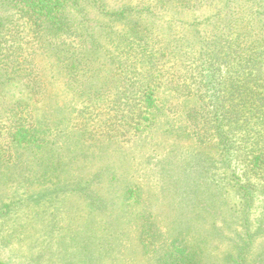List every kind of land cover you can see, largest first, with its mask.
<instances>
[{
    "label": "trees",
    "instance_id": "trees-1",
    "mask_svg": "<svg viewBox=\"0 0 264 264\" xmlns=\"http://www.w3.org/2000/svg\"><path fill=\"white\" fill-rule=\"evenodd\" d=\"M26 153L57 180L34 201L65 195L49 264L262 263L264 0H0V165ZM189 165L225 171L238 238Z\"/></svg>",
    "mask_w": 264,
    "mask_h": 264
},
{
    "label": "rangeland",
    "instance_id": "rangeland-1",
    "mask_svg": "<svg viewBox=\"0 0 264 264\" xmlns=\"http://www.w3.org/2000/svg\"><path fill=\"white\" fill-rule=\"evenodd\" d=\"M161 150L162 149H160V151ZM168 150L164 151L163 149L162 151L167 153ZM154 153L157 157L151 161L152 163L156 162L160 157L156 151ZM154 153L150 150L145 152L141 155L143 158L140 156L137 157L136 160L139 159V161L136 163L143 161L148 155L152 154L154 157ZM202 157L205 158L206 154ZM39 160L38 162L33 153H26L23 158L15 164L10 163V165L5 167L0 165V264H49V261H46V259H48V250L52 249L55 251L56 247L58 248L57 241L60 237V230L55 228L51 231L48 227V220H51L53 214H57L59 216V222H62L61 214L55 213L54 211H58V206L62 204V199L65 198V195L56 192L52 197L55 201L53 204H50V206H45L46 203L43 200L44 198H40L43 204L34 201L37 193L33 192L39 190L38 192L42 193L47 189L51 190L57 181L55 179L49 181L43 180L42 177L39 176L43 167H45L42 164L43 159L41 160L39 157ZM190 163L191 162L188 164ZM93 165H95V161L91 160L86 166V169L89 170ZM179 166H183V163L180 162ZM179 166L177 165L175 170L176 176L186 177L180 175L182 167ZM30 168H32L31 171ZM211 168L214 167L209 166L206 171H202L203 175H201L200 171H196L201 169L198 165H189L188 169L184 170L186 174H188L187 170H190L194 171V175H201L200 181L204 182V184L196 188L197 190L193 188L196 190L199 197H206V200L201 201L206 204V209L208 208L206 211H218L217 214H219V216H223L224 219L232 220L228 221L230 224H227L231 226L230 228H221V226H219V229L223 232L226 239L230 237L238 238V233H235V229H241L240 224L242 221L238 214L241 207L245 206V202L241 201V197L235 192V189L228 186L219 187L222 181L223 183L225 182L222 179L227 177L225 176L226 173L222 169L214 168L216 169V173L214 174ZM133 169V175L138 177V181L144 189L149 185H153L156 188L158 187V184L154 183L158 180L157 177L152 175L147 176L150 173V168L145 166L144 163H139L138 166L136 164ZM206 175L210 177L215 176L216 178L213 180L210 178L208 179L210 184H208V187H206ZM259 201L260 200L255 201L254 207L249 213L251 222L254 225L258 216V218H262L264 222V210H260L258 206ZM236 216H239L238 222L236 221ZM211 220H206L210 232L212 231ZM263 233L256 236L255 242L251 247V257L260 255L264 258ZM223 235H220L219 239H224ZM213 236L214 235L211 234V238H214ZM61 249L62 247L60 248L59 246L58 255L55 253L56 257L53 258V263L51 264H58L59 258H61V255H59ZM260 262H262L260 264H264V261Z\"/></svg>",
    "mask_w": 264,
    "mask_h": 264
}]
</instances>
